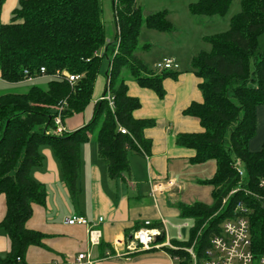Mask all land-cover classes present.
Segmentation results:
<instances>
[{
    "label": "trees",
    "instance_id": "16d2710c",
    "mask_svg": "<svg viewBox=\"0 0 264 264\" xmlns=\"http://www.w3.org/2000/svg\"><path fill=\"white\" fill-rule=\"evenodd\" d=\"M232 2L197 0L189 9L194 15L225 16ZM3 3L0 0V7ZM113 5L117 31L112 41L108 40L101 0H20L11 21L0 22V77L9 83L30 81L31 76L33 80L42 77L45 67L49 78L44 86L34 84L26 91L0 93V194L7 198L0 228L11 240L1 264H14L18 257L24 260L31 245L43 243L44 233L26 225L34 205H45L48 198L46 185L31 174L43 163L42 146L53 149L75 197L80 193L81 146L96 128L98 155L112 179L131 177V153H152L153 142L145 130L156 121L134 116L142 102L129 94L126 74L164 98V80L176 78L181 71L154 69L137 51L144 26L172 32L175 25L167 9L145 16L137 0H113ZM241 5L228 30L203 37L211 49L200 51L191 60L192 70L201 79L203 100L192 102L184 113L197 117L202 130L177 136L179 145L195 150L192 163L213 160L217 166L213 178L206 180L213 186V202L179 204L181 216L194 219V226L189 240L174 241L193 246L199 257L211 245L212 236L221 232L224 221L237 215L240 201L249 207L253 251L256 257L264 255V201L245 191L264 193L259 187L264 177V144L260 151L249 148L257 130L256 109L264 105V48L260 46L264 0H242ZM143 48L148 49L149 44ZM64 70L81 77L71 84L64 76H52ZM101 74L108 78L105 96H113L114 107L106 98L94 103ZM61 106L63 122L67 116L86 114L90 109L92 116L74 131L47 133L55 127ZM235 157L246 169L242 182L234 167ZM239 186L240 190L231 193ZM168 250L181 258L179 264H192L189 252Z\"/></svg>",
    "mask_w": 264,
    "mask_h": 264
},
{
    "label": "crops",
    "instance_id": "0c3cea01",
    "mask_svg": "<svg viewBox=\"0 0 264 264\" xmlns=\"http://www.w3.org/2000/svg\"><path fill=\"white\" fill-rule=\"evenodd\" d=\"M19 2L20 0H4L0 7V22L11 21ZM169 18L172 21L170 12ZM166 57H172L178 62L179 67L176 70L181 73L176 78L168 77L164 80V98L154 90L142 87L135 79H127L129 94L138 97L142 102V106L134 111V116L156 121L155 125L145 130V135L153 142L151 155H130L131 177L124 175L117 179L110 178L105 161L98 155V145L84 143L81 146L80 193L75 197L63 178L61 164L53 149L49 146L41 147L43 163L34 167L31 174L36 181L46 185L48 198L45 205H34L33 214L26 225L29 229L44 233L45 236L42 244L28 248L24 259L27 264H89L77 261L78 255L83 252L91 254L95 261L93 264L180 262L181 258L168 250L172 248L174 240L184 241L182 232L184 224L187 223L181 216L179 204H191L196 201L211 204L213 186L206 183V180L213 178L217 166L213 160L202 164L192 163L191 158L195 155V150L177 143L179 133L202 130L200 120L185 114L184 111L192 102H201L203 93L199 88L201 79L192 69L184 67L178 61L176 53L170 52L163 58ZM41 78L49 79L42 76L31 81ZM11 84L21 86L25 82ZM107 87L108 78L101 74L95 85L94 103L105 97ZM91 116L92 109L88 112L87 121ZM256 122V134L249 142V148L254 152L260 151L264 144V105H259L256 109ZM144 158L147 161L148 175L146 188L141 182V179L144 180ZM168 180H173L174 185L170 186ZM157 182L163 184V191H153V184ZM81 197L84 199L80 200ZM6 212L7 198L5 194H0V222ZM75 214L85 215L91 221L104 217L101 223L103 245L91 247L86 226L66 223V218ZM146 221H151L152 225L162 224L159 229L165 233L157 242L159 246L120 256L115 254V248H125L133 233L144 227ZM172 223L175 226L176 238L169 234ZM118 240L122 242L117 246L115 242ZM10 249V237L0 228V260L8 255ZM109 252L113 255L108 256Z\"/></svg>",
    "mask_w": 264,
    "mask_h": 264
},
{
    "label": "rangeland",
    "instance_id": "374dc122",
    "mask_svg": "<svg viewBox=\"0 0 264 264\" xmlns=\"http://www.w3.org/2000/svg\"><path fill=\"white\" fill-rule=\"evenodd\" d=\"M197 0H137L138 6L143 10L144 15H149L164 9H168L171 19L176 26L172 32H161L155 29H150L146 26L142 28L140 35V45L137 54L140 58L144 59L148 65L153 67L154 63L162 60L168 53H176L178 61L185 67L192 69L191 57L196 55L202 50H210L211 45L205 41L203 36L212 35L215 33L226 31L230 28L231 18L241 11L242 0H233L232 5L225 16L220 15H194L189 9V4ZM103 21L106 25L108 40L112 41L116 34V20L113 0H101ZM19 6V4H18ZM17 6V7H18ZM13 15V14H12ZM149 44L148 49L143 46ZM260 46L264 48V34L260 37ZM155 69V67H153ZM178 69V68H176ZM127 79H134L132 76L126 74ZM48 79L41 78L36 81H25L21 86H13L11 83L6 82L0 78V93L4 92H22L28 90L34 84L45 85ZM88 113H75L65 118V126L68 131H74L84 126L87 121ZM98 128L91 133V138L88 142L89 145H97ZM84 144V143H83ZM131 155V154H130ZM143 165V179L141 182L143 187L146 188L147 175V161L144 158ZM145 172V174H144ZM84 199L81 197L80 200ZM183 239L189 240L191 228L194 226V219H183ZM169 234L177 237L175 226L170 225ZM205 228V225L203 226ZM196 241V240H195ZM192 247V246H191ZM172 248L187 251L190 247H185L179 242L173 241ZM188 252V251H187ZM179 264V263H176Z\"/></svg>",
    "mask_w": 264,
    "mask_h": 264
},
{
    "label": "built area",
    "instance_id": "2783aa9c",
    "mask_svg": "<svg viewBox=\"0 0 264 264\" xmlns=\"http://www.w3.org/2000/svg\"><path fill=\"white\" fill-rule=\"evenodd\" d=\"M179 67L178 62L172 57H166L158 61L155 64V68L159 71L165 69H176ZM26 73L28 71L26 70ZM41 73L43 76H47L46 68H41ZM52 76L54 77H65L71 84H74L81 76L74 75L66 70L57 71ZM34 77H29L28 80H33ZM109 101L111 107H114L113 96L108 94L103 97ZM55 127L50 130H46L47 133L62 134L67 131L66 126L63 122V106L59 107L57 110V115L55 117ZM120 130L123 133H127L126 128L121 127ZM234 167L236 168L239 176L241 177V182L246 176V169L240 158L235 157ZM170 186L174 185L173 180H168ZM259 187L264 191V177L259 182ZM242 187L239 186L231 191L235 193ZM154 192L163 191L162 183L153 184ZM247 194L261 198L264 201V193L257 194L252 190L245 189ZM227 198L223 200L226 203ZM237 215L231 217L224 221L222 224V230L219 234H215L211 238V245L207 248L203 255L199 257L198 253L194 250L193 246L188 248L187 251L192 256V264H264V255L261 257H256L252 248V235L251 226L249 221V207L248 205L240 201L237 204ZM104 221V217H100L97 221H91L85 215L75 214L66 218V223L69 225H84L88 229V242L91 247L98 246L101 244L103 239V230L101 228V223ZM163 231L159 228L153 227L151 221H146L144 227L135 231L132 235V239L122 250L116 247L115 254L124 255L127 253H132L139 250H150L153 247L159 246L157 244V236L159 234L163 235ZM122 241H116V245L120 244ZM111 252L108 256H111ZM78 262H86L93 264L95 261L92 259L90 253H80L77 257ZM14 264H27L21 257L17 258V262Z\"/></svg>",
    "mask_w": 264,
    "mask_h": 264
},
{
    "label": "water",
    "instance_id": "95a60500",
    "mask_svg": "<svg viewBox=\"0 0 264 264\" xmlns=\"http://www.w3.org/2000/svg\"><path fill=\"white\" fill-rule=\"evenodd\" d=\"M162 237H163V235H162V234H159V235L157 236V239L160 240V239H162Z\"/></svg>",
    "mask_w": 264,
    "mask_h": 264
}]
</instances>
